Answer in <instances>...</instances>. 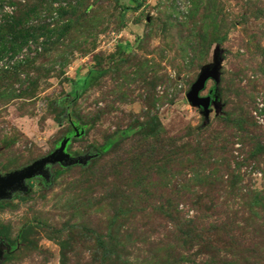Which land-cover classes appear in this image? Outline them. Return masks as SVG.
Returning <instances> with one entry per match:
<instances>
[{
    "label": "rangeland",
    "instance_id": "374dc122",
    "mask_svg": "<svg viewBox=\"0 0 264 264\" xmlns=\"http://www.w3.org/2000/svg\"><path fill=\"white\" fill-rule=\"evenodd\" d=\"M8 1L0 18L16 7ZM173 1L81 0L64 34L45 40L37 30L39 39L22 49L0 46V71L19 67L17 95L0 100L1 172L54 150L72 130L70 120L86 132L74 136L69 151L97 154L84 166L114 131L138 120L154 115L161 132L152 154L140 155L121 180L137 189V208L125 205L115 221L117 206L101 203L92 182L77 183L79 167L61 172L65 167L54 165L47 184L35 180L29 192L2 200L0 264H102L96 241L102 233L117 246L115 259L103 264H211L224 257L246 264L257 248L264 264V228L255 225L264 222V206L253 220L244 208L251 204L248 192L264 190V160H247L242 129L233 122L244 105L246 119L251 113L264 123V0ZM44 19L29 23L41 29ZM215 56L222 60L217 89L224 105H212L207 120L186 93ZM80 77L88 83L74 99ZM215 86L210 79L201 94ZM136 137H124L99 160L125 156L128 166ZM227 216L235 223L218 224ZM188 234L195 237L187 242Z\"/></svg>",
    "mask_w": 264,
    "mask_h": 264
},
{
    "label": "trees",
    "instance_id": "16d2710c",
    "mask_svg": "<svg viewBox=\"0 0 264 264\" xmlns=\"http://www.w3.org/2000/svg\"><path fill=\"white\" fill-rule=\"evenodd\" d=\"M60 1L61 3L58 6L54 4ZM3 0H0V11H2L1 3ZM7 3L11 5H15L13 9L10 11L3 12V16L0 18V46H4L7 49H13L15 51L22 49L25 44L29 42V40L37 41L42 34H37V30H43V36H45V40H50V36L53 34L56 37L59 34H64L67 30V27L72 23V15L75 11V8L81 4V0H36V1H28L25 3L20 2L19 0H9ZM58 3V2H57ZM174 5L179 4V0L173 1ZM141 4L138 2L137 6L134 8H138ZM262 10V8H259ZM260 10V11H261ZM41 18L45 17V23L41 29L34 28L31 26L29 21L31 18ZM49 19V21L47 20ZM47 20V21H46ZM205 38V37H203ZM58 39V38H57ZM221 41V38H218ZM50 42V41H49ZM206 47V46H204ZM218 47V48H217ZM215 53H217V49H219V45L215 48ZM203 51V50H202ZM204 52V51H203ZM214 53V55H215ZM215 58V57H214ZM19 67L15 66L14 71L10 69H5L0 71V84L2 81V86L0 88V100L6 95L8 97H15L17 95L13 87L14 80H17L19 77ZM222 77V75H221ZM87 77H80L76 80L74 84V89L72 91V98L76 99L81 93V90L87 85ZM91 79V77H90ZM89 79V80H90ZM221 82V81H220ZM26 93V92H24ZM62 103L68 107L70 104V100L65 99L62 100ZM223 107L222 99L219 95V99L216 101ZM68 104V105H67ZM215 103L213 102L212 105ZM211 105V106H212ZM67 111V110H66ZM241 111L239 117L235 118L233 122H236L242 130V143L245 147L248 148V156L247 160H253L257 163L264 160V123L259 122L255 116L251 113H248L249 116L246 119L245 117V106L241 107ZM261 113L264 114V108L261 110ZM66 118L72 117V113L67 111ZM60 118V117H59ZM70 124H75L77 121L70 120ZM210 122V121H209ZM207 122L203 126H207L209 124ZM159 122L157 121V117L154 115H150L145 117L144 120H138L132 124H129L127 127L114 131L107 140L98 147V156L94 157L92 163L89 166H84L81 164H76L73 166L65 167L61 172L72 170L75 167H79L81 170V175L77 178V183H85V182H92L91 186H95L97 191L103 195L100 197L101 203H106L108 206H117V213H115L116 218L120 217L122 214H125L126 209L124 206H130L133 212V208H137V203L133 198L134 193L136 192V188L128 184V187H125V182L122 183L121 180L125 178H129V175H132L134 171L133 167L135 163H137L140 159V155L149 154L151 155L154 149L156 148V142L159 140V135L161 134L159 128ZM84 128L83 126H81ZM86 132V131H85ZM67 135H72V139L74 138V130L72 129ZM82 136L84 134H81ZM131 135H136L137 147L134 149L133 153L135 154L130 162L127 165H124L127 158L125 156L118 157L117 160L111 161H103L101 162L99 159V155L108 152L110 149L119 146L122 143L124 137H128ZM153 138L152 140H150ZM211 138H213L211 136ZM217 136L214 137L216 139ZM71 139V141H72ZM212 143V142H211ZM70 145V144H69ZM120 158V159H119ZM241 162H238L240 165ZM244 163V162H243ZM133 164V165H132ZM131 166V167H129ZM121 168V170H120ZM97 179V180H95ZM110 179H113L111 181ZM95 180V181H94ZM124 181V180H123ZM94 182V183H93ZM95 184V185H94ZM73 186H76L74 184ZM95 188V189H96ZM169 191V190H168ZM98 193V194H100ZM251 196V204L250 206L245 203L244 208L248 207L246 213L247 220L256 218L258 215V209L260 206H264V190H251L248 192ZM97 195V194H96ZM125 195L129 198L131 197L130 202L125 200ZM248 197V196H247ZM2 201H0L1 203ZM201 203V202H200ZM83 204V203H82ZM81 205V204H79ZM78 206V205H77ZM76 207V206H75ZM84 205L76 207V209L82 208L84 210ZM163 207V206H162ZM74 208V206L72 207ZM140 208V207H139ZM164 208V207H163ZM75 210V209H73ZM164 213L167 215L169 219L175 220L176 223H180V218L175 216V213L169 209L165 208ZM235 217L227 216L226 220H221L218 224H224L225 226L228 224H234L236 220ZM191 221V220H190ZM70 222L65 223L68 225ZM256 226H260L264 228V222H256ZM192 224V223H191ZM213 223H211V229L216 228V225L213 227ZM193 226V225H192ZM70 227V226H69ZM71 227H78L76 224H72ZM66 228H57V232H64ZM193 230V227L191 228ZM192 233V232H191ZM23 239H25L24 236ZM195 236L192 234H188V238L186 239L187 242L194 239ZM97 247L102 249L101 259L103 260L101 263H106L109 259L113 258V254L116 253V242H114V237L110 234L107 236L102 233L96 236ZM264 245V240H263ZM13 245V244H12ZM15 248V245L12 246V250ZM249 250V249H248ZM263 255V254H262ZM261 253L257 248L254 251L248 252L247 257L245 258L246 264H262L263 258H261ZM65 257V255H64ZM119 261H121V256L117 255ZM115 259V258H113ZM211 264H238V261L235 259L230 258H222L220 260H212Z\"/></svg>",
    "mask_w": 264,
    "mask_h": 264
},
{
    "label": "water",
    "instance_id": "95a60500",
    "mask_svg": "<svg viewBox=\"0 0 264 264\" xmlns=\"http://www.w3.org/2000/svg\"><path fill=\"white\" fill-rule=\"evenodd\" d=\"M221 59L217 56L214 62L202 66L198 78L193 82L190 89L186 93L189 102L201 109V112L209 120V115L214 102L216 107H222L216 101L219 99L218 85L221 81ZM212 79L216 86L210 89L207 95H202L201 92L206 89L207 82ZM85 128L74 126L75 136L84 134ZM72 135L64 136L59 144L48 154L34 159L28 164L11 169L10 171H0V200L11 199L17 192L27 193L30 191L28 180L35 177H43L45 180L51 179V166L59 164L63 167L73 166L75 164L86 165L88 161L97 154L84 153L74 155L69 151L68 146L71 142ZM4 250L0 247V258L3 256Z\"/></svg>",
    "mask_w": 264,
    "mask_h": 264
},
{
    "label": "flooded vegetation",
    "instance_id": "af4514ba",
    "mask_svg": "<svg viewBox=\"0 0 264 264\" xmlns=\"http://www.w3.org/2000/svg\"><path fill=\"white\" fill-rule=\"evenodd\" d=\"M209 92H210V90H209ZM208 92V93H209ZM71 125H72V129L74 130V126H77V124L75 123V124H72L71 123ZM75 134V133H74ZM71 143V142H70ZM69 143V144H70ZM53 166H51V168H52ZM35 180H40L41 181V183L42 184H47L48 183V181L50 180V179H48V180H45L43 177H41V176H39V177H35V178H33V179H30V180H28V183H29V186L31 185V184H33L34 183V181ZM31 187V186H30ZM18 193H21V192H17V193H15L14 195H16V194H18ZM13 195V196H14ZM0 201H2V200H0ZM1 239V238H0ZM0 247L1 248H3V247H5V244L4 243H2V241L0 240ZM10 251V250H9Z\"/></svg>",
    "mask_w": 264,
    "mask_h": 264
}]
</instances>
